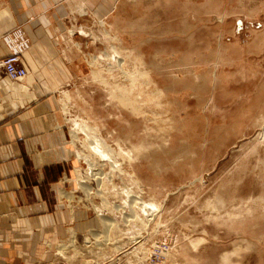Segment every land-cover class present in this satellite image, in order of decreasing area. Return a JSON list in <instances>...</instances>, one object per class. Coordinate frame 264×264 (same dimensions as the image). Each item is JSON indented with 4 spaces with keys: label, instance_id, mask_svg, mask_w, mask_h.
<instances>
[{
    "label": "rangeland",
    "instance_id": "rangeland-1",
    "mask_svg": "<svg viewBox=\"0 0 264 264\" xmlns=\"http://www.w3.org/2000/svg\"><path fill=\"white\" fill-rule=\"evenodd\" d=\"M113 9L63 32L75 74L55 91L73 153L61 199L99 225L63 242L61 256L264 264V0H114ZM94 139L118 167L93 154ZM131 197L161 210L148 220L125 205Z\"/></svg>",
    "mask_w": 264,
    "mask_h": 264
},
{
    "label": "crops",
    "instance_id": "crops-1",
    "mask_svg": "<svg viewBox=\"0 0 264 264\" xmlns=\"http://www.w3.org/2000/svg\"><path fill=\"white\" fill-rule=\"evenodd\" d=\"M78 1L0 0V58L9 52L6 32L20 28L30 40L21 53L28 73L18 80L0 73V264H80L59 246L99 225L61 199L73 153L55 91L75 74L63 32L112 17L114 0Z\"/></svg>",
    "mask_w": 264,
    "mask_h": 264
},
{
    "label": "bare ground",
    "instance_id": "bare-ground-1",
    "mask_svg": "<svg viewBox=\"0 0 264 264\" xmlns=\"http://www.w3.org/2000/svg\"><path fill=\"white\" fill-rule=\"evenodd\" d=\"M71 1V0H70ZM76 6H78V3H76L75 4ZM71 31L72 30H69V32L71 33ZM73 32V31H72ZM74 121V120H73ZM74 126H76L77 127V129H79L80 128V125L77 123V121L76 122H74ZM86 136H87V138H89V139H91L89 136H88V134L87 133H84ZM92 142H94V145L93 146H91L92 148V152H93V154H95L96 156H97V158L100 160V161H106V163H109L110 165H111V167L112 168H114V167H118V164H117V160H116V158H114L113 156H111V154L110 153H108V152H106L102 147H101V143L99 142V140H97V139H94V140H91ZM92 142H90V143H92ZM87 160V159H86ZM88 161V160H87ZM88 164H89V167L87 168L88 170H87V172L88 173H90L91 175H94V177H95V179H101L102 178V171L99 169V168H97V164H96V162H90V161H88ZM100 165V164H99ZM101 165H102V163H101ZM83 181V180H82ZM80 187L83 189V191L86 193V194H88V192H90L89 191V189H90V186H88L87 184H86V182L85 181H83L82 182V184H80ZM100 190V189H99ZM125 191H131V190H125ZM124 191V192H125ZM127 193H130V192H127ZM131 194V193H130ZM135 195V194H134ZM87 196V195H86ZM131 196H133V195H131ZM135 196H137V195H135ZM138 197V196H137ZM132 198V199H131ZM130 199L131 200H128L127 198H126V200H128L129 201V203H128V201H124V203H125V205L128 207V208H131V207H133V206H135V204H138V208L144 213V215L146 214V219H150V217H148V216H153L154 215V213L155 214H157L160 210H161V208H160V205H159V203L158 202H155V201H153V200H148V201H146V200H144V199H141V200H139L140 199V196H139V201H136V200H134L133 199V197H131ZM136 198V197H135ZM136 201V202H135ZM106 208L105 209H107V207L108 208H110V206H109V203H107L106 204V206H105ZM118 208V207H117ZM117 208H116V211H117ZM105 209L101 212V213H97V215H100V216H105L104 214L106 213L105 212ZM115 209V208H114ZM133 209V208H132ZM131 209V210H132ZM121 210V209H120ZM119 210V211H120ZM138 210V209H137ZM139 210V211H140ZM130 213V212H129ZM133 214V213H132ZM123 215V214H122ZM129 216V215H128ZM123 217H124V215H123ZM125 218L127 219L128 217H126L125 216ZM103 221H105V225H107V226H109V225H111L113 222H114V219L112 218L111 219V217H107V218H104V220ZM92 235H96L95 233H93Z\"/></svg>",
    "mask_w": 264,
    "mask_h": 264
},
{
    "label": "built area",
    "instance_id": "built-area-1",
    "mask_svg": "<svg viewBox=\"0 0 264 264\" xmlns=\"http://www.w3.org/2000/svg\"><path fill=\"white\" fill-rule=\"evenodd\" d=\"M3 37L9 47V52L0 58V68L9 79L18 80L28 73L25 65L22 63L21 53L29 45V37L20 28L6 32ZM168 247L166 245V247L160 246L157 248L159 249V253L165 254Z\"/></svg>",
    "mask_w": 264,
    "mask_h": 264
}]
</instances>
